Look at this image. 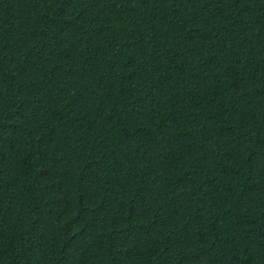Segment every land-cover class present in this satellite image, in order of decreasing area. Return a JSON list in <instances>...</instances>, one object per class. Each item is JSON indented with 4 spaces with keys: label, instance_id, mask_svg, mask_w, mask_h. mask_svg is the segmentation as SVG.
<instances>
[{
    "label": "trees",
    "instance_id": "trees-1",
    "mask_svg": "<svg viewBox=\"0 0 264 264\" xmlns=\"http://www.w3.org/2000/svg\"><path fill=\"white\" fill-rule=\"evenodd\" d=\"M0 264H264V0H0Z\"/></svg>",
    "mask_w": 264,
    "mask_h": 264
}]
</instances>
